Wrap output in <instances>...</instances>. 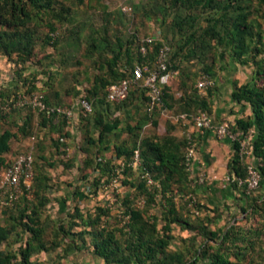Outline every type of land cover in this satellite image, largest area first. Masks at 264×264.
<instances>
[{
	"label": "trees",
	"instance_id": "obj_1",
	"mask_svg": "<svg viewBox=\"0 0 264 264\" xmlns=\"http://www.w3.org/2000/svg\"><path fill=\"white\" fill-rule=\"evenodd\" d=\"M81 2L75 0L67 5L63 0H0V57L6 58L14 69L11 82L0 84V107L22 93L40 92L46 105L52 107L71 106L86 98L92 104V112L81 113L80 118L84 154L79 160L80 180L84 187H90L89 195L96 196L101 186L113 178L115 170L122 167L121 184L132 191L121 200L122 216H127L128 221L121 227L113 225L111 220L118 216L113 215L107 202L96 204L92 212L74 205L65 218H53L49 212L52 203L49 170L58 165L65 169L76 165L75 160L66 157L68 122L56 114L31 107L8 113L0 109V172L12 163L6 158L12 151V143L36 136L32 198L22 196L11 209L0 207V211L7 213V218L0 222V264H61L62 259L84 249L104 264H264V31L261 25L264 0H168L169 4L161 7L164 18L174 10L170 27L182 36L163 75L177 72L174 59L181 52H186L188 58L206 57L210 53L214 61L220 60V71H229L231 64L255 68L251 80L234 84L232 98L252 107L253 116L237 120L235 126L240 130L254 129L252 155L260 181L249 194L232 184L242 194L245 204L238 206L241 216L235 213L229 218H224L220 210H203L199 203L198 208L204 213L191 217V200L186 197L198 195L187 168L186 138L175 136L174 128H168L162 135L143 133L147 126H158L161 111L172 110L177 116L211 114L210 101L198 93L195 85L186 88L182 80L179 98L165 86L151 111L147 110V91L138 86H132L127 98L115 104L113 110L112 103L106 100L108 87L127 77L128 70L136 64L153 66L161 42L144 57L138 52L136 36L134 59L132 41L123 45L119 40L112 43L105 37L97 40L92 36L87 56L96 55L93 64L99 73L86 90L78 86L72 90H54L50 72H43L47 78L41 80L39 70H31L40 63V60L34 62L37 47L57 48L58 24L71 25L72 7ZM43 28L46 31L42 35ZM205 71L216 86L211 68ZM65 95L76 97L66 103L61 100ZM134 106L139 112L123 122L121 116ZM44 129L59 136H41ZM110 138H113L111 145ZM234 148L230 175L244 178L249 159L238 154L237 145ZM110 149L123 166L104 157ZM135 151L140 156L136 168L133 167ZM79 191L78 187L72 195ZM140 199L144 200L142 206L137 204ZM156 205L160 207L157 211ZM220 220L225 223L219 225ZM176 226L191 234L182 239L181 248L172 249ZM41 253L52 255L51 261L40 260L37 256Z\"/></svg>",
	"mask_w": 264,
	"mask_h": 264
},
{
	"label": "rangeland",
	"instance_id": "obj_2",
	"mask_svg": "<svg viewBox=\"0 0 264 264\" xmlns=\"http://www.w3.org/2000/svg\"><path fill=\"white\" fill-rule=\"evenodd\" d=\"M67 5H70L75 0H63ZM168 0H82L81 3L73 6L74 21L71 25L58 24L57 36L59 37V44L57 48L47 46L44 48L37 47L36 57L34 62H39L37 67L33 66L32 71L39 70V78L46 80L47 75L43 72H50L52 74L51 87L52 89L72 90V88H80L86 90L89 88L92 80L99 71L97 66L93 64L96 55L88 57L90 38L93 36L97 40L105 37L112 43H120L126 45L127 41H132V51L134 59L136 57V41L135 38H142L146 35L158 34L165 39L171 46L172 53L176 54V43H178L182 36H180L174 28L170 27L173 24L174 10H170L166 18L163 17L161 7L168 5ZM262 29L264 31V21H261ZM46 29L43 28L41 34L45 33ZM134 36V37H133ZM183 40V39H182ZM210 53L205 57L188 58L186 52H181L177 57L175 56L174 64L177 68L175 73V81L179 86L183 80L186 88H193L199 78L206 73V69L211 68L216 85L220 82L223 84L224 77L228 75L233 68H248V66H241L231 64L229 71H220V60H213ZM260 58V57H259ZM6 58L0 57V62L5 61ZM7 64H9L7 62ZM0 68V81L4 74L13 72L11 67ZM9 75V74H8ZM7 75V76H8ZM2 76V77H1ZM9 78L6 79L8 82ZM230 87H227V92ZM44 90L47 92L48 89ZM77 90V89H76ZM218 87L209 90L216 93ZM222 86L220 85V91ZM76 96L65 95L61 98L62 102L69 103L74 101ZM115 104H112L111 109H114ZM120 113V112H118ZM119 115V114H117ZM123 122L126 116H122ZM83 132V131H82ZM144 135H162L163 126L152 127L147 126ZM82 135V134H81ZM27 139L13 142V157L25 153L28 150ZM14 157V158H15ZM12 159V161L14 160ZM113 189V190H112ZM132 192L127 185L120 183L118 188H109L107 190H100L96 196H90L95 204L107 202L111 204L113 215L118 216L111 220L113 225L118 224L119 227L123 226L122 216V198L124 195ZM200 204V203H199ZM156 205L154 209L159 210ZM212 210V209H210ZM215 210V209H214ZM220 209H216L219 212ZM52 213V212H51ZM201 213V211H200ZM238 216L242 215L238 212ZM121 217V218H120ZM191 217L195 218L196 215L191 213ZM7 218V213L0 211V222ZM225 222H223L224 224ZM221 224V225H223ZM220 225V221H219ZM190 232L181 231L180 227H174V235L176 240L172 244V249L181 248L183 246L182 239L188 238ZM76 252V251H75ZM79 254V255H77ZM52 255L41 253L37 257L42 261H51ZM61 264H104L102 260L96 257L90 251L84 249L76 254H71L69 257L62 259Z\"/></svg>",
	"mask_w": 264,
	"mask_h": 264
},
{
	"label": "crops",
	"instance_id": "obj_3",
	"mask_svg": "<svg viewBox=\"0 0 264 264\" xmlns=\"http://www.w3.org/2000/svg\"><path fill=\"white\" fill-rule=\"evenodd\" d=\"M1 67L5 70L7 67H10V64H7L6 60L1 61L0 68ZM248 68L249 69H242L240 66H235L233 70L224 77L223 84L219 82L216 85L218 90H216L215 94L208 90L203 95V97L210 101V115L217 122L230 121L236 124L237 120L253 116V110L250 105L238 103L232 98L234 84L241 85L252 79L255 68L253 66H248ZM13 77L12 72L4 74L0 84L6 83L7 78H9L8 82H11ZM160 85L162 88L165 86L169 87L175 98L181 96L180 85L178 86L175 81V73L162 75ZM220 85L222 86L221 91ZM214 87L212 89H214ZM227 87H230L228 92ZM73 104L75 105L76 115L75 120L68 123L66 127V130L70 133V137L66 140L68 145L66 157L75 160L76 165L69 169H65L62 165H58L55 169L49 170L52 186L50 193L52 203L49 205V212L55 219L65 218L67 212H69L74 205H78L85 212H92L96 206L93 202L94 200L89 198L91 196L89 195L91 192L90 187H84L85 185L80 180L79 160L84 156L81 150L82 131L80 129L82 112L77 101ZM137 109L138 107L134 106L124 115L128 118L133 113L139 112ZM117 114L120 113H116V115ZM157 118V128L163 126L164 133L168 128H174L173 134L178 138H186L188 134L191 135L195 144V153L190 170V180L192 187L198 195L197 199L200 205L204 206L203 210L220 209V211L223 212L224 218H229L231 215L238 213L240 210L238 206L244 205L245 200L238 189L234 188L231 183L225 181V178L230 175L229 163L235 152L234 144L229 140H219L213 130L200 131L193 124L181 123L178 120L177 114L172 110L161 111ZM44 135L54 138L59 136L58 133L50 132L45 129L41 132V136ZM29 139L30 137L27 138L28 144ZM112 141L113 138H110L108 144L111 145ZM14 154L12 149L10 153L6 154V158L12 161L15 157H13ZM104 157L106 159H113L114 163H120V161L116 160L111 149L105 152ZM202 176L206 179L204 183H199V179ZM78 187L80 189L79 193L76 196L72 195ZM202 213H204V211ZM223 222V220H220V224H223ZM76 253L78 252H73V255ZM82 253L83 251H81V254Z\"/></svg>",
	"mask_w": 264,
	"mask_h": 264
},
{
	"label": "built area",
	"instance_id": "obj_4",
	"mask_svg": "<svg viewBox=\"0 0 264 264\" xmlns=\"http://www.w3.org/2000/svg\"><path fill=\"white\" fill-rule=\"evenodd\" d=\"M161 42L156 55L155 62L152 67L146 63L136 64L132 70H128V76L121 81L112 84L107 89L106 100L112 104H118L124 101L132 86H138L147 91L148 103L147 110L151 111L160 100L162 95V87L160 80L162 75L167 72L170 66L171 47L158 34H151L138 39V52L142 56H146L153 46ZM175 73V72H174ZM215 86V82L206 75H203L197 81L195 88L200 95H204L208 90ZM81 112L89 114L92 112V104L84 97L77 100ZM31 107L34 110L46 112L48 114H56L58 117L64 118L68 123L75 120V105L71 106H47L44 102V96L40 92L30 94H19L12 98L9 102L0 107L4 113H8L13 109ZM178 120L183 124H193L198 130H213L219 140H229L232 144L237 145V152L241 157L249 159L247 174L244 178H238L229 175L225 178L227 183H236L238 187L245 190L247 194L253 192L259 184L260 174L252 155V140L254 129L247 130L237 129L235 124L230 121L217 122L207 112H198L194 115L181 114ZM188 140V149L186 153L187 168L191 170L192 160L195 153V144L190 134L186 137ZM36 137L31 136L29 139V147L25 153L14 158L12 163L0 172V207L13 208L16 202L22 197L32 198V184L34 178V144ZM140 164L139 152L135 151L133 167L136 168ZM121 166L123 164L120 163ZM123 168L119 167L115 170V174L109 183L103 184L100 190L109 188H118L121 183ZM205 177L199 179V183H204ZM152 181L149 180V183ZM113 190V189H112ZM186 199H190L189 209L193 215H199L198 200L194 195H189ZM138 206L144 204V200L137 202ZM111 206V204H108ZM128 221L127 216H123V222Z\"/></svg>",
	"mask_w": 264,
	"mask_h": 264
}]
</instances>
